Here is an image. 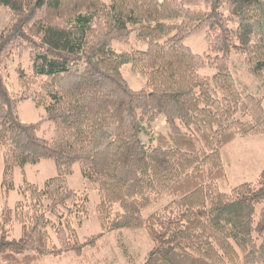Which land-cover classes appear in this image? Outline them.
Returning a JSON list of instances; mask_svg holds the SVG:
<instances>
[{"label": "trees", "instance_id": "trees-1", "mask_svg": "<svg viewBox=\"0 0 264 264\" xmlns=\"http://www.w3.org/2000/svg\"><path fill=\"white\" fill-rule=\"evenodd\" d=\"M0 8L10 14L0 34L5 196L17 168L51 159L59 170L44 187L26 181L16 205L2 208L0 264L79 257L126 229L145 230L153 244L142 264H264V169L255 182L219 188L224 148L264 134V0H0ZM133 36L146 47L116 49ZM197 36L208 45L202 54L187 45ZM234 56L255 90L238 80ZM127 65L145 77L142 89L125 78ZM27 101L42 119L23 121ZM162 117L165 134L155 131ZM76 164L100 195L103 231L84 242L73 221L88 216L89 199L68 182Z\"/></svg>", "mask_w": 264, "mask_h": 264}, {"label": "rangeland", "instance_id": "rangeland-1", "mask_svg": "<svg viewBox=\"0 0 264 264\" xmlns=\"http://www.w3.org/2000/svg\"><path fill=\"white\" fill-rule=\"evenodd\" d=\"M110 3V0H104ZM162 1V0H161ZM10 22V14L5 8H0V34ZM187 45L195 53L202 54L208 49L204 36H197L187 41ZM146 46L133 36L130 43H117L116 49L120 52H132L144 49ZM242 57L234 56L231 59V67L242 86H247L250 90H255L256 83L246 71L242 64ZM20 60L10 62L9 86L13 91H19L17 80V69ZM25 65H27L24 60ZM20 65H22L20 63ZM214 70L203 71V74L212 75ZM123 74L133 88L140 90L145 86L146 79L137 75L132 66L123 68ZM264 96V92L262 93ZM20 116L26 123H35L44 116V109L37 107L34 103L27 101L20 107ZM155 131L165 134L167 131L164 118L156 124ZM223 164L227 172V179L219 183V188L223 192H230L234 187L246 183L255 182L264 169V134L256 137H238L233 143L222 151ZM4 157L0 152V216L2 208L8 204L14 207L22 198L19 189L25 182L44 187L46 181L59 175L56 163L51 159H44L41 162L28 165L25 168H17L15 171V190L8 197L3 188ZM70 187L79 194L88 197V216L81 224L74 219L73 223L80 235L81 241L99 234L103 231L98 214L100 195L96 186L84 178L82 167L76 164L73 172L68 177ZM166 203H156L151 210H158ZM153 244L145 230H122L107 233L95 247L85 248L81 256L68 254L61 258H48L34 264H142L152 249Z\"/></svg>", "mask_w": 264, "mask_h": 264}]
</instances>
